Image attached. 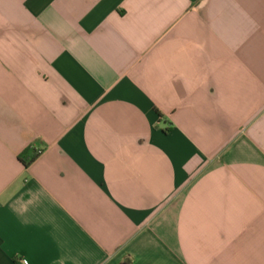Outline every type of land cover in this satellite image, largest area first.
<instances>
[{"label": "crops", "instance_id": "0c3cea01", "mask_svg": "<svg viewBox=\"0 0 264 264\" xmlns=\"http://www.w3.org/2000/svg\"><path fill=\"white\" fill-rule=\"evenodd\" d=\"M0 264H264V0H0Z\"/></svg>", "mask_w": 264, "mask_h": 264}, {"label": "trees", "instance_id": "16d2710c", "mask_svg": "<svg viewBox=\"0 0 264 264\" xmlns=\"http://www.w3.org/2000/svg\"><path fill=\"white\" fill-rule=\"evenodd\" d=\"M23 156H21V162L25 165V166H29L34 160H35V156L31 157V158H23Z\"/></svg>", "mask_w": 264, "mask_h": 264}]
</instances>
